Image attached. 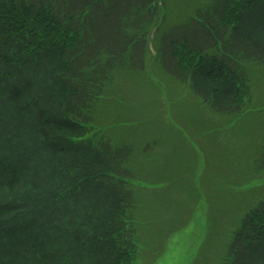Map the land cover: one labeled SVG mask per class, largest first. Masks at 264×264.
<instances>
[{
	"label": "trees",
	"instance_id": "16d2710c",
	"mask_svg": "<svg viewBox=\"0 0 264 264\" xmlns=\"http://www.w3.org/2000/svg\"><path fill=\"white\" fill-rule=\"evenodd\" d=\"M149 60L189 90L209 122L263 117L249 68L264 73V0H197L173 22L166 0H0V95L8 92L12 111L4 122L0 102V127L15 123L0 130V155L15 152L0 166V215L21 212L31 222L15 230L21 238L0 232L9 264H135L143 230L155 257L186 224L193 207H179L181 223L139 216L136 183L164 188L162 177L136 167L131 148L106 137L98 118L102 105H123L116 80L141 76ZM141 148L149 157V142ZM253 161L264 173V142ZM261 197L219 264H264Z\"/></svg>",
	"mask_w": 264,
	"mask_h": 264
},
{
	"label": "rangeland",
	"instance_id": "374dc122",
	"mask_svg": "<svg viewBox=\"0 0 264 264\" xmlns=\"http://www.w3.org/2000/svg\"><path fill=\"white\" fill-rule=\"evenodd\" d=\"M166 1L173 22L197 0ZM249 73L252 100L258 105L264 102V73L253 67ZM112 89L123 105L99 108L101 130L114 143L131 148L136 167L163 181L164 188L136 183L137 199L142 205L139 216L160 221L178 218L174 223H181L185 217H177L179 207H193L186 224L163 241L155 258L148 253V231L143 230L135 264H219L240 217L264 195V173H256L253 165L255 149L264 142V125L253 116L243 117L233 126L238 120L213 117L209 122V118H203L207 109L199 107V101L186 87L163 75L152 60L144 74L133 80L117 79ZM9 101L8 92L0 95V102L7 107L4 122L12 112ZM33 117V112L23 115L25 121ZM14 128L15 123L0 130L9 133ZM148 142L152 148L149 157L141 154V147ZM14 154L2 149L0 166H8V161L12 164ZM5 155L9 156L7 160L3 159ZM5 179L4 175L0 178V190ZM17 207L14 202L13 209ZM20 208L23 211L25 206ZM22 215L5 209L0 215V232L8 229L21 238L23 233L15 230L31 225L26 217L21 219ZM1 256L9 264L0 248ZM17 259L12 264H22V259Z\"/></svg>",
	"mask_w": 264,
	"mask_h": 264
}]
</instances>
